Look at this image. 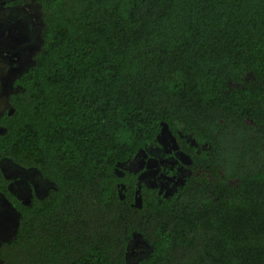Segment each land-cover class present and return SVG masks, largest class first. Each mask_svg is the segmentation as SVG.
<instances>
[{
  "label": "trees",
  "instance_id": "obj_1",
  "mask_svg": "<svg viewBox=\"0 0 264 264\" xmlns=\"http://www.w3.org/2000/svg\"><path fill=\"white\" fill-rule=\"evenodd\" d=\"M49 40L0 115V160L53 188L0 264H264V0H35ZM166 127L169 196L117 173Z\"/></svg>",
  "mask_w": 264,
  "mask_h": 264
},
{
  "label": "rangeland",
  "instance_id": "obj_2",
  "mask_svg": "<svg viewBox=\"0 0 264 264\" xmlns=\"http://www.w3.org/2000/svg\"><path fill=\"white\" fill-rule=\"evenodd\" d=\"M42 17L43 11L35 0H0V115L10 111L9 97L19 90L18 79L34 64L49 40ZM3 161L7 162L5 167L14 169V173L2 172L11 181L9 190L23 204L29 203L32 193L43 198L53 188L52 182L42 178L36 169L21 168L8 159ZM187 164L188 160L178 152L163 127L157 141L133 159L119 164L117 173L139 172L141 182L169 196L186 175ZM29 177H39L49 187L40 189ZM17 221V213L0 195V241L12 238ZM150 251L140 236H133L127 249L128 264H137Z\"/></svg>",
  "mask_w": 264,
  "mask_h": 264
},
{
  "label": "snow or ice",
  "instance_id": "obj_3",
  "mask_svg": "<svg viewBox=\"0 0 264 264\" xmlns=\"http://www.w3.org/2000/svg\"><path fill=\"white\" fill-rule=\"evenodd\" d=\"M6 163H7L6 161L0 160V172H4L6 174L9 172L14 173V169H12L10 166L5 167ZM29 179H31L32 182L36 184L37 187L40 189L46 190L47 187H49V185L43 183V181L39 177H29Z\"/></svg>",
  "mask_w": 264,
  "mask_h": 264
}]
</instances>
